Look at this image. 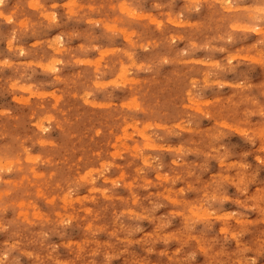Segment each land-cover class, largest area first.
I'll return each mask as SVG.
<instances>
[{"label":"rangeland","instance_id":"obj_1","mask_svg":"<svg viewBox=\"0 0 264 264\" xmlns=\"http://www.w3.org/2000/svg\"><path fill=\"white\" fill-rule=\"evenodd\" d=\"M0 264H264V0H0Z\"/></svg>","mask_w":264,"mask_h":264},{"label":"bare ground","instance_id":"obj_2","mask_svg":"<svg viewBox=\"0 0 264 264\" xmlns=\"http://www.w3.org/2000/svg\"><path fill=\"white\" fill-rule=\"evenodd\" d=\"M227 1V0H226ZM224 6V5H223ZM226 6H228V5H226ZM12 44V43H11ZM56 45V44H55ZM59 59V58H58ZM37 62V61H36ZM129 78V77H128ZM125 82V81H124ZM36 86V85H35ZM124 141V140H123ZM128 149V148H127ZM148 157V156H147ZM2 167V166H1ZM2 169V168H1Z\"/></svg>","mask_w":264,"mask_h":264}]
</instances>
